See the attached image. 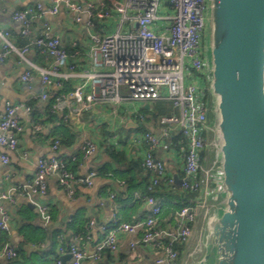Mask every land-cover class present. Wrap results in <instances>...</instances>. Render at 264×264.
Here are the masks:
<instances>
[{"label":"built area","instance_id":"2783aa9c","mask_svg":"<svg viewBox=\"0 0 264 264\" xmlns=\"http://www.w3.org/2000/svg\"><path fill=\"white\" fill-rule=\"evenodd\" d=\"M63 4L72 15L73 22H86L89 67L79 66L70 60L60 34L55 32L50 21L43 20L37 33L31 28L32 18L57 14ZM208 6L209 0H125V3L108 0V4H82L76 0H47L45 3L43 0L36 7H28L13 15V19L22 25L21 34L29 39L24 47L17 48L10 39V31L0 29L3 42L0 47V62H4L14 51L25 56L32 45L40 54L50 58L49 67L35 66L43 89L38 95L37 103L41 104V108L46 105L53 113H60L66 120L72 118L71 112L65 114L72 101L73 115L76 116L100 105L113 108L125 104L124 102L151 105L163 99H168L171 103L167 113L157 121L161 124L159 132L146 130L135 135L134 140L147 146L142 164L151 174L149 192L152 193L159 184L167 183L174 188L197 192L196 204L184 205L178 210L176 226L160 228L158 223L163 213V204L155 195L147 194L145 199L149 211L145 218L132 223L120 222L114 215L111 220L113 228L107 239L98 246V254L104 249L117 253L118 235L126 232L138 234L130 241L131 248L138 242H143L159 250L153 264H184L181 260L182 248L194 237L196 218L202 208L206 213L209 212L207 200L212 192L209 188L212 169H204L201 159L202 153L211 149L216 153L214 165L220 163V140L216 136L214 125L210 123L209 105L205 100L207 81L202 75L206 69L202 52ZM111 19L115 20L113 31L101 33L96 30L97 22ZM186 63L200 73L198 82H188ZM75 75H80L83 81L72 90L65 89L66 82ZM33 78L30 70L21 76L26 83H30ZM34 107L6 102L5 110L0 116L1 146L16 149L19 134L26 130L18 114L21 109L30 116L32 132L35 134L42 130V125L32 118ZM133 114L141 122L145 121V115L139 112L138 107L134 108ZM174 135L185 139L180 143L183 177L179 184L169 174L164 160L155 155L156 149ZM60 145V140H55L50 154L38 160L33 177L24 185L23 195H45L48 190L47 177L52 174L70 197L74 196L78 185L94 184L99 172L96 169L82 175L72 172L66 158L59 153ZM82 148L85 158H90L98 151L97 143L91 139L86 140ZM72 159L75 160L76 156ZM2 160L8 163L9 156L3 154ZM4 201L13 203L15 198L9 192L0 191V230L9 231L11 216L3 209ZM34 204L43 224L49 227L52 222L49 206L35 201ZM59 239L56 263L63 264L62 257L71 253L69 264H82L87 254L77 241L65 246L64 237L60 236ZM202 244V239L199 238L189 254L202 251ZM4 254L10 260L18 256V251L15 246L8 245Z\"/></svg>","mask_w":264,"mask_h":264},{"label":"crops","instance_id":"0c3cea01","mask_svg":"<svg viewBox=\"0 0 264 264\" xmlns=\"http://www.w3.org/2000/svg\"><path fill=\"white\" fill-rule=\"evenodd\" d=\"M41 1L43 0H0V29L10 31V39L17 48L24 47L28 44V40L22 36V25L13 19V15L28 7H36ZM76 1L82 4L86 2L108 4V0ZM120 1L125 3V0ZM43 20L50 21L55 32L60 34L62 45L67 48L70 60L79 66L89 67L86 22H73L72 15L67 12L64 4L60 6L57 14L46 15L44 18L37 16L32 18L31 28L34 33L41 29ZM100 21L106 22L99 25ZM100 21L96 26L98 32L113 31L110 20ZM2 44L0 38V47ZM36 51L32 45L25 56L14 51L4 62H0V116L5 110L7 101L33 107L38 105L37 107L41 109L37 98L43 89L35 66L49 67L51 60ZM27 70H30L34 76L30 83L21 79L22 74ZM82 81L83 78L80 75H75L66 82L65 89L69 85L67 90H72ZM163 100L168 101V99ZM73 102L68 111L65 110V114L72 113L70 120H66L58 113L66 124L52 121L38 122L42 125V130L35 134L32 132L30 116L25 110H19L18 114L26 130L19 134L16 149L0 145V191L9 192L15 198L13 203L8 201L2 203L4 211L11 216V223L9 231L0 230V264H57L55 256L60 245V236L64 237L65 246L77 241L86 252L87 257L83 259L82 264H153L155 256L159 253L158 249L143 242H138L134 248L130 247V241L138 234L120 233L117 253L104 249L98 254L97 250L113 228L111 220L114 215L120 222L132 223L143 220L149 211L145 199L147 194L144 193V186L140 185L147 175V170L139 166L135 168L136 164L143 165L147 146L145 143H136L134 137L146 130L159 132L161 126L155 120L149 119L148 114L142 112L144 107L151 109L152 104L124 102L125 104L119 105L121 108L100 105L76 116L73 115ZM135 107H138L139 112L145 115L144 122L133 114ZM42 108L45 110L47 106L42 105ZM43 109L41 111L45 112ZM209 117L210 123L216 127L217 119L214 113L212 117L209 114ZM57 139L63 141H61L59 153L66 158L72 172L78 175L85 174L91 169L99 172L94 184L92 186L78 185L74 196L70 197L58 185L56 176L52 174L47 177L48 190L45 195L36 193L31 194L30 197L23 195L24 185L33 177L38 160L50 154L52 144ZM88 139L97 143L98 151L90 158H85L82 147ZM180 139L175 142L172 139L166 140L155 151L156 157L164 160L169 174L174 177L177 184L183 177ZM120 151L124 152L123 160L120 156H116V153ZM3 154L9 156L8 163L3 162ZM73 156H76L75 160L72 159ZM128 162L135 164L130 167L127 165ZM215 171L211 176L216 179L217 186L207 200L209 212L206 213L204 208L201 209L203 211L194 227L191 246L182 248L181 260L195 247L193 245H196L195 242L199 238L206 244L211 218L221 214L225 207L224 196L218 191L221 183L220 169ZM178 189L179 187L174 188L167 183H161L153 191V195L160 199L164 207L158 223L160 228L177 225L179 208H176L177 202L173 200V197L168 196L171 191ZM139 194L141 197H138ZM34 201L49 206L52 215L49 227H46L40 219ZM212 207L214 211L215 207L222 209L210 216ZM8 245L15 246L18 251V256L13 261L4 254ZM66 255L67 253L64 257ZM70 259L69 257L66 259V264H69ZM63 264H65L64 260Z\"/></svg>","mask_w":264,"mask_h":264},{"label":"water","instance_id":"95a60500","mask_svg":"<svg viewBox=\"0 0 264 264\" xmlns=\"http://www.w3.org/2000/svg\"><path fill=\"white\" fill-rule=\"evenodd\" d=\"M208 9L225 207L196 264H264V0H209Z\"/></svg>","mask_w":264,"mask_h":264},{"label":"trees","instance_id":"16d2710c","mask_svg":"<svg viewBox=\"0 0 264 264\" xmlns=\"http://www.w3.org/2000/svg\"><path fill=\"white\" fill-rule=\"evenodd\" d=\"M27 40H28V43H29V39L28 38H27ZM36 52L39 53L38 50ZM68 88H69V85H67L66 89H68ZM208 97H209V95L207 94L206 95V99H208ZM168 105H169V107L171 106V103H170L169 100L168 101H166V100H158V101H155V102L152 103V108L151 109H147L146 107H144L142 109L143 110L142 112L148 114L149 115L148 116L149 119L155 120L156 123L161 126V124H159L157 121H158V119L160 117H162L163 115H165L167 113L166 111L168 110L167 109L168 108ZM208 105H209L210 116L212 117L213 114L211 113V110H212L211 108H213V105H211V102ZM41 109H43V108H41ZM41 109L39 107L35 106L34 107V110L32 112V118L36 122L45 123L47 121L48 122L49 121H52V122H59V123H62V124L63 123L66 124V122L63 119V117L60 116L58 113H53L48 107L45 108V110L43 109L45 112L41 111ZM209 136L211 137L212 134H209ZM171 139L174 142L176 140L178 141L179 139H180L181 142H184L185 141V139L182 136H180V135H177V136L174 135ZM61 141H62V139H60V142ZM123 153H124L123 151H120V152L116 153V156H120V159L123 160ZM211 156L212 157H216L215 156V152L212 151L211 149H206L202 153L201 163H202V165L205 168H207L208 166H210V164H211L210 163ZM133 164H135V163H133V162H128L127 163V165L130 166V167H133ZM140 165L139 164H136L135 165V168L139 166L142 169H145V167L143 165L142 166H140ZM68 166H69V164H68ZM150 183H151V174L147 170V175H145V178L143 179V182L141 181V183H140V185H143L144 186V189H145L144 193H146V194H153V192L151 193L148 190V186L150 185ZM216 184H217L216 179L214 177L212 178V176H211L210 185H209L210 190L215 189L216 186H217ZM169 194L170 195L168 197H170V198L173 197V200L177 202L176 208H179L180 209L184 205H190V204L191 205H195L196 204V200L195 199L197 197V192L185 191V190H182V189L179 188L176 191H171ZM179 248H181V247H179ZM181 255H182V252H181ZM13 260H15V258L10 259V261H13Z\"/></svg>","mask_w":264,"mask_h":264},{"label":"rangeland","instance_id":"374dc122","mask_svg":"<svg viewBox=\"0 0 264 264\" xmlns=\"http://www.w3.org/2000/svg\"><path fill=\"white\" fill-rule=\"evenodd\" d=\"M208 16H209V9H208V11H207V21H208ZM113 20L114 19H111L110 20V23L111 24H114L113 23ZM104 22H106V21H100L99 22V25H101V24H103ZM114 22H115V20H114ZM207 41H208V30H207V28H206V30H205V33H204V39H203V52H202V61H203V63L205 64V66H206V69H205V72H203L202 73V75L205 77V80L207 81V94L209 95V97H208V99H206L205 98V100H206V102L209 104L210 102H211V105H212V93H211V83H210V81H211V61H210V52H209V48H208V43H207ZM186 76H187V79H188V82L189 83H191V84H193V83H195V82H198L199 81V78H198V76H199V72L197 71V69L195 68V67H191V66H189L187 63H186ZM120 108H121V106H119ZM212 109V108H211ZM211 113L213 114L214 112H213V110H211ZM213 125V124H212ZM215 159H216V157H212L211 156V159H210V161L212 160V162H211V164H210V166H208L207 168H205L206 170H211V172L213 173L214 172V170H218L219 169V162H217L215 165H214V161H215ZM218 159V158H217ZM215 171V172H216ZM211 173V174H212ZM217 206V205H216ZM214 207H212V209L210 210V216L214 213H216V212H218V211H220V209H222V208H218L217 209V207H215V211H214V209H213ZM202 211L203 210H201V212L200 213H202ZM200 215V214H199ZM199 215H198V217L196 218V222H195V224H194V226L193 227H195V225L198 223V221H199V219H200V217H199ZM209 216V217H210ZM197 239H198V237H197ZM198 241H199V239L198 240H196V242L195 243H198ZM191 243V242H190ZM188 244L186 247H189V246H191V244ZM193 246H195V244L193 245ZM193 250V249H192ZM205 250H206V244H205V242L203 241V244H202V251H197L196 253H194V254H189V251L187 252V254H185V256L183 257V259H182V261H183V263L184 264H196L197 263V261L198 260H200L201 258H202V256L204 255V253H205Z\"/></svg>","mask_w":264,"mask_h":264}]
</instances>
